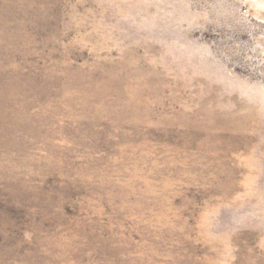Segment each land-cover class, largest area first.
Returning <instances> with one entry per match:
<instances>
[{
  "label": "rangeland",
  "instance_id": "obj_1",
  "mask_svg": "<svg viewBox=\"0 0 264 264\" xmlns=\"http://www.w3.org/2000/svg\"><path fill=\"white\" fill-rule=\"evenodd\" d=\"M0 264H264V0H0Z\"/></svg>",
  "mask_w": 264,
  "mask_h": 264
}]
</instances>
